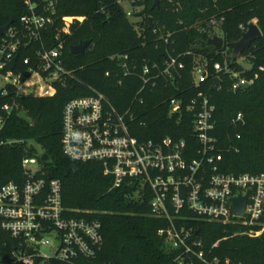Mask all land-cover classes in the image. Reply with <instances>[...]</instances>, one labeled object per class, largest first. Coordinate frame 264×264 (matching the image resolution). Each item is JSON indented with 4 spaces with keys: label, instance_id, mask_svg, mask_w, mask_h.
I'll use <instances>...</instances> for the list:
<instances>
[{
    "label": "built area",
    "instance_id": "built-area-1",
    "mask_svg": "<svg viewBox=\"0 0 264 264\" xmlns=\"http://www.w3.org/2000/svg\"><path fill=\"white\" fill-rule=\"evenodd\" d=\"M115 1L139 30L148 19L149 10H160L162 6L178 9L182 4L181 0H159V8L153 10L156 0ZM24 3L28 14L20 18L19 27L11 25L0 37V133L18 111L22 98L55 97L60 87H66L70 79H75L67 68L65 46L60 40L62 34H70L75 19L61 18L63 26L57 35V44L49 48L45 46L44 37L60 20L55 3L46 2L39 13L32 0H24ZM125 5L131 9H126ZM135 17L141 21L133 22ZM223 24L224 18L213 19L205 25H193L187 31L198 30L208 35L209 40L224 39ZM242 30L246 33L248 28L242 27ZM154 34L158 36L157 41L164 43L166 56L162 64L144 62L138 69L128 56L115 59L119 61L117 76L121 77V84L125 79L135 78L141 82L130 107L119 111L94 89L89 96L74 98L65 105L62 152L76 162L101 164L104 173L113 179L112 189L128 187L133 190V200L142 205L147 203L149 217L165 224L159 236L165 238L171 250L181 252L177 261L183 264L187 259L191 262L196 259L204 264H219L218 259L208 261L205 253L198 250L203 245L196 237L199 224L237 225L250 228L244 235L259 237L263 230L253 228L261 225L264 216V173L225 172L224 144L217 132V107L205 87L219 92L229 80V90L236 93L252 82L230 68L231 60L227 52H223L224 47L217 52L208 45L215 53L225 55L224 64H211L208 58L191 51L171 54L174 34L159 36L156 28ZM37 45L39 49L35 48ZM156 50H159L158 44ZM186 57L193 58L192 87L197 93L187 105L185 95L164 103L169 109L168 117L176 118L178 125L184 122V111L193 117L191 138H146L144 134L150 126L145 118L152 113L142 109L145 96L159 88L175 87L181 91L178 84L186 70L182 61ZM230 57L233 61V53ZM15 59L16 65L11 69ZM106 76L110 77L111 72ZM215 80H219V84L212 90ZM231 124L244 126L243 113H238ZM232 150L238 151L234 147ZM22 169V181L0 186V225L19 247L14 260L8 264H51L52 261L78 264L95 260L104 243L102 224L77 217V212L64 207L61 182L44 170L38 157L24 158ZM241 196L247 197V202L244 215L239 217L233 199ZM217 246L218 243L213 248ZM0 264L7 263L0 261Z\"/></svg>",
    "mask_w": 264,
    "mask_h": 264
},
{
    "label": "trees",
    "instance_id": "trees-1",
    "mask_svg": "<svg viewBox=\"0 0 264 264\" xmlns=\"http://www.w3.org/2000/svg\"><path fill=\"white\" fill-rule=\"evenodd\" d=\"M32 1L38 13L46 2H54L60 18L44 37L46 47L56 46L57 35L63 26L61 18L75 19L70 34L60 37L65 46L67 68L75 79H70L66 87H60L55 97H28L18 102V111L0 133V143H3L0 145V186L22 181L23 159L38 157L44 170L61 182L64 207L77 212V217L97 220L103 226L104 243L96 259L78 264H182L177 261L181 252L171 250L165 238L158 234L165 224L149 217L147 203L142 205L131 198L132 189H112L113 179L104 173L101 164L80 163L64 156L61 148L63 110L70 100L89 96L91 89L105 95L119 111L130 107L141 82L135 78L125 79L121 84V77L117 76L119 61L115 59L128 56L138 69L144 62L162 64L166 56L164 43L157 41L155 28L159 36L174 34L171 42H175V46L170 45L171 54L191 51L208 58L211 64H224L225 55L215 53L208 46V35L195 29L187 31L193 25H205L213 19L224 18L223 52H227L231 60L230 68L252 82L249 89L236 93L229 90V80L219 92L205 87L206 94L217 107V132L224 144V170L235 175L264 173V0H181L178 9L162 6L160 10H149L148 19L140 25V30L115 0ZM26 14L28 9L24 0H0V29L10 22L19 27L20 18ZM149 17L153 18L154 27H151ZM252 23L259 27L262 37L241 56L251 64V69L245 70L230 56L232 45L243 37L242 27L248 28ZM86 41L91 44L83 55L71 53L72 47ZM157 44L159 50H156ZM182 61L186 70L177 83L181 91L175 87L170 90L159 88L145 96L142 109L152 113L145 118L150 126L144 134L146 138H191L193 117L184 111V122L178 125L176 118L168 117L169 109L164 103L185 95L187 105L197 93L192 87L193 58L186 57ZM107 72H111L110 77L106 76ZM22 111L26 112L29 122L20 117ZM238 113L245 117L244 126L231 124ZM238 135L240 139H237ZM233 147L238 151L232 150ZM199 226L196 237L203 245L198 250L205 253L208 261L216 258L219 264L227 261L229 264H264V216L261 225L253 228L263 230L255 238L243 234L250 228L237 225L200 223ZM217 243L218 246L213 248ZM17 250V241L0 225V261L11 263ZM51 264L62 263L52 261ZM183 264L204 263L187 259Z\"/></svg>",
    "mask_w": 264,
    "mask_h": 264
},
{
    "label": "water",
    "instance_id": "water-1",
    "mask_svg": "<svg viewBox=\"0 0 264 264\" xmlns=\"http://www.w3.org/2000/svg\"><path fill=\"white\" fill-rule=\"evenodd\" d=\"M160 6V1L156 0L154 5H153V10L154 9H158ZM143 15V13H141V16ZM12 22L8 23L6 26H4L3 28L0 29V37L3 36L8 29L11 27ZM150 25L152 27L153 25V20L150 19ZM262 37V33L259 29V27L252 23L249 25L248 27V31L246 33L243 34V37L241 40H239L238 42L234 43L232 45L233 48V60L237 61L238 59H240V57L248 50L251 49V47L254 45V43L261 39ZM91 42L90 41H86L84 43H82L81 45L78 46H74L71 48V53L75 56L78 55H83L86 50L88 49V47L90 46ZM208 45L214 47V50L219 52L223 49L224 47V39L220 38V37H214L212 39H210L208 41ZM16 65V59L12 62V64L10 65V68L13 69ZM219 84V80H215L212 90L215 89V87ZM251 87L250 84L245 85L242 90H247ZM20 117L26 121L29 122V118L26 114L25 111H22L20 113ZM247 202V197H239L236 199H233V203L235 206V212L236 215L239 217H242L244 215V210H245V205ZM29 253H32V249H30Z\"/></svg>",
    "mask_w": 264,
    "mask_h": 264
},
{
    "label": "rangeland",
    "instance_id": "rangeland-1",
    "mask_svg": "<svg viewBox=\"0 0 264 264\" xmlns=\"http://www.w3.org/2000/svg\"><path fill=\"white\" fill-rule=\"evenodd\" d=\"M126 9H131L129 5H125ZM133 22H139L141 21V19L138 18H133L132 19ZM237 63L242 66L245 70H250L251 69V64L244 58V57H240V59L237 60ZM37 149L39 150V152L41 153V149L37 147ZM51 239V238H50Z\"/></svg>",
    "mask_w": 264,
    "mask_h": 264
}]
</instances>
